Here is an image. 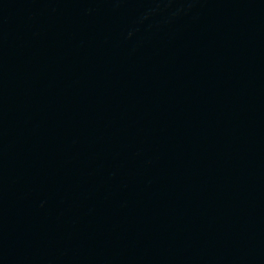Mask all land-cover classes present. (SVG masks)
Returning <instances> with one entry per match:
<instances>
[{
  "label": "water",
  "instance_id": "1",
  "mask_svg": "<svg viewBox=\"0 0 264 264\" xmlns=\"http://www.w3.org/2000/svg\"><path fill=\"white\" fill-rule=\"evenodd\" d=\"M0 264H264V0H0Z\"/></svg>",
  "mask_w": 264,
  "mask_h": 264
}]
</instances>
